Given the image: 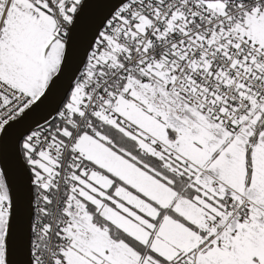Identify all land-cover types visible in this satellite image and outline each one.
<instances>
[{
  "label": "snow or ice",
  "instance_id": "6c2138e0",
  "mask_svg": "<svg viewBox=\"0 0 264 264\" xmlns=\"http://www.w3.org/2000/svg\"><path fill=\"white\" fill-rule=\"evenodd\" d=\"M0 264H264V0H0Z\"/></svg>",
  "mask_w": 264,
  "mask_h": 264
},
{
  "label": "water",
  "instance_id": "95a60500",
  "mask_svg": "<svg viewBox=\"0 0 264 264\" xmlns=\"http://www.w3.org/2000/svg\"><path fill=\"white\" fill-rule=\"evenodd\" d=\"M99 6L98 5H89L88 6V9H87V14L88 15H94L97 10H98ZM46 111V109H42V110H39L35 113H32L30 114L25 122L20 125V126H17L14 130H13V135H18L20 132H22L24 130V128L33 120V119H37V118H40L41 116L44 115V112Z\"/></svg>",
  "mask_w": 264,
  "mask_h": 264
}]
</instances>
